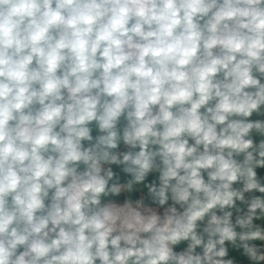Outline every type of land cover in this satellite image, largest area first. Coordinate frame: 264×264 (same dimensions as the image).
Segmentation results:
<instances>
[{
    "label": "clouds",
    "instance_id": "obj_1",
    "mask_svg": "<svg viewBox=\"0 0 264 264\" xmlns=\"http://www.w3.org/2000/svg\"><path fill=\"white\" fill-rule=\"evenodd\" d=\"M253 114L264 0H0V264H264ZM113 166L163 223L113 235Z\"/></svg>",
    "mask_w": 264,
    "mask_h": 264
},
{
    "label": "crops",
    "instance_id": "obj_2",
    "mask_svg": "<svg viewBox=\"0 0 264 264\" xmlns=\"http://www.w3.org/2000/svg\"><path fill=\"white\" fill-rule=\"evenodd\" d=\"M252 120H264V115H256L253 114V116L251 117ZM123 126V121L121 123V127ZM99 133L95 130V126L93 125V132L92 135L93 137H95L96 135H98ZM253 138L259 142L260 139H262L261 136H259V134L253 133ZM87 143V142H85ZM125 146L123 144H121L120 147V151H125ZM81 171H83V166H81L80 168ZM258 171V176H262L264 177V170H257ZM113 172L116 173V175L119 177V179H116L115 177L111 180L108 181V185L104 191V193L100 194L98 196V204L92 205V210H99L100 209V203L103 200H121L124 198L127 199H135L137 198L138 194L141 193L143 196V199L145 202L150 203V204H155L158 206H161L156 200H154V198L150 195L149 190L144 187L143 185H135L133 184L131 188H128L127 185V180L124 176V174L122 173V171L113 166ZM113 185H119L120 186V190L118 192V194L113 193L112 186ZM254 195H260L259 193H246L245 194V200L249 201L251 199L252 196ZM171 203V201L169 202V204ZM161 207H169L168 204L163 205ZM237 207L242 209L241 212H237L236 209H232L231 211L233 212V216H232V221L233 223H235L236 217L237 216H242L244 213L247 212V203H241V202H237ZM219 214V213H218ZM254 223L258 226H260L262 229H264V218L259 219L254 221ZM237 231H240V229H237ZM145 234V233H144ZM145 236H147V234H145ZM122 246H123V242ZM253 243H256L258 245L260 244H264L262 241H254ZM139 246V245H138ZM185 247L184 244H181L178 248L177 251L182 250ZM229 247V258L234 259L235 261H237V264H248L247 259L241 255V251L236 250L235 248H233L231 245L228 246ZM197 251H201V249H197ZM97 264H99V261H97Z\"/></svg>",
    "mask_w": 264,
    "mask_h": 264
},
{
    "label": "built area",
    "instance_id": "obj_3",
    "mask_svg": "<svg viewBox=\"0 0 264 264\" xmlns=\"http://www.w3.org/2000/svg\"><path fill=\"white\" fill-rule=\"evenodd\" d=\"M100 209L108 210L115 217L117 230L113 235H117L137 232L142 223L153 215H158L163 223L168 208L145 202L139 193L135 199L103 200ZM141 235L145 236L144 233Z\"/></svg>",
    "mask_w": 264,
    "mask_h": 264
}]
</instances>
